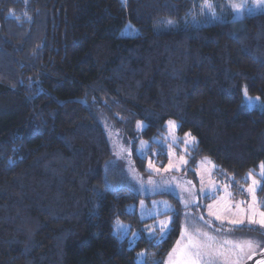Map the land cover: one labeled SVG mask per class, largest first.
Instances as JSON below:
<instances>
[{"label":"trees","instance_id":"trees-1","mask_svg":"<svg viewBox=\"0 0 264 264\" xmlns=\"http://www.w3.org/2000/svg\"><path fill=\"white\" fill-rule=\"evenodd\" d=\"M207 1L222 0H0V264H138L141 252L161 264L182 216L162 242L146 237L128 210L142 197L104 180L114 136L146 176L137 140L166 164L154 140L173 120L197 139L189 179L207 157L232 192L248 184L264 162V12L203 23ZM117 221L140 232L133 248Z\"/></svg>","mask_w":264,"mask_h":264},{"label":"rangeland","instance_id":"rangeland-1","mask_svg":"<svg viewBox=\"0 0 264 264\" xmlns=\"http://www.w3.org/2000/svg\"><path fill=\"white\" fill-rule=\"evenodd\" d=\"M219 2H206L202 9L199 11L198 18H202L201 21L204 22H227V15L229 12L232 13L231 20H242L246 15H253L257 13L264 12V5L258 4V0H222ZM238 5V7H233L232 5ZM170 28V26L162 25L158 28L164 29ZM125 34H136V30H134L130 25L125 28ZM252 99V98H251ZM253 102H256V99H252ZM245 103V98H244ZM259 103V102H256ZM253 108V107H252ZM173 121V120H169ZM175 122V121H174ZM176 123V122H175ZM144 124V123H143ZM177 125V124H176ZM144 130V129H143ZM143 130H138L136 125V131L141 133ZM138 136V134H137ZM191 137H194L191 135ZM113 143L115 146L114 149V160L112 163V168L110 170L113 172L112 177H108L107 171H104V180L106 185L110 189H121L125 188L129 193H134L142 197L140 199L138 205H131L128 210L135 211L137 210L138 216L141 221H147L146 224L142 227L143 232L146 237L152 240V243H160L163 240L161 239V233L159 232L160 221H172L173 215L181 214V230L182 228L187 226L189 230L194 229L195 227H200L202 230L208 231L212 235H216L218 237H227L233 240H244L249 238H254L261 241V245L258 247H253L251 250L245 249L243 253L237 252L235 255H231L229 257L228 264H242L251 254L259 252L262 248H264V235L261 233L264 232V229H260L258 224H248L245 222L243 225L233 226L227 223V220L224 221L223 225H221V221L215 219L214 216L209 215V205H212L211 211L220 212L222 215H226L229 219L238 218L233 216L232 213H224L223 207L225 203L235 204L240 201H244L245 203L241 205L243 208H247L249 204L252 203V195L247 191V189L252 186L251 179H248L247 185H240L236 192L231 191V184L228 179L230 178H222L220 176L215 175V169H217L216 165L209 158L200 159L197 163L196 168L193 170L196 172L198 182L194 183L193 180L188 178L187 172L191 171L189 168V159L192 155V151L197 146V139L195 138V142H189L186 146L184 144V140L186 137H181L177 133V129L174 132L169 131L168 121L165 124V133L162 135V138H155V143L163 144L165 148V152L168 156V161L166 164L162 165L159 162V158H157V152L159 150L158 147H154L153 150H150L148 154L145 156L147 158V166L146 170L149 175L140 176L136 171L135 166L129 160L130 155L128 152L122 151L123 148H128L129 143L125 141V139L118 135L117 137H112ZM175 138L176 144H172V140ZM190 139V138H189ZM144 141L149 145L147 141L144 139L137 140V149L140 147V142ZM136 149V151H137ZM183 156L187 161L186 165H181L180 157ZM149 160L152 161L154 168H149ZM169 160L179 168V170H166L169 164ZM210 162V163H209ZM212 165L215 167L213 168ZM155 169H159L156 171ZM260 169L253 170L252 179L258 181L256 186L255 197L257 203V208L259 210L264 211V194L260 195V189L263 181L259 176ZM249 174V173H248ZM248 177V176H247ZM201 178H203V183H201ZM153 181V184H149L148 181ZM187 181H191L192 184L189 185ZM211 181V182H210ZM158 184L159 188L154 190V186ZM213 185L215 188H213ZM228 185L229 187H225ZM185 189H189V191H185ZM232 194V199L229 201L228 193ZM163 193L169 194L171 197L179 200V205L176 204L174 200L169 198H151L147 200V197H151L154 194ZM203 193H207V197ZM181 197L184 200L188 201L189 206L186 208L184 202L181 200ZM214 197V199H213ZM209 199L210 202L206 203L205 200ZM141 202H143V207H141ZM165 205L170 206L172 211H168ZM167 213V214H165ZM187 214L188 219H185ZM143 217V218H142ZM203 217L204 219H200ZM205 220L210 221V224H206ZM119 225H122L127 230L126 238H121L117 233L121 230L117 222L113 225V235L118 237L120 240L127 241L129 248H133L141 237L139 231H132L129 224L120 222ZM171 228V223L169 224ZM250 228L257 229L259 232H250V230H241L240 228ZM221 228L220 232H217V229ZM229 228H235L234 231L228 232L226 231ZM149 229H155L154 232H150ZM134 234H139L138 238L134 236ZM180 236L178 240L180 239ZM134 243H130L132 241ZM177 242V241H176ZM173 245V247L176 245ZM172 247V249H173ZM171 249V250H172ZM171 250L164 256L161 264H167L168 256ZM143 255H140V254ZM136 255V262L138 264H159V259L157 258V252L154 253H146L141 252Z\"/></svg>","mask_w":264,"mask_h":264},{"label":"snow or ice","instance_id":"snow-or-ice-1","mask_svg":"<svg viewBox=\"0 0 264 264\" xmlns=\"http://www.w3.org/2000/svg\"><path fill=\"white\" fill-rule=\"evenodd\" d=\"M258 4L264 5V0H258ZM233 7H238V5L233 4ZM245 96V103L248 107L256 106V102H259L260 98H256V102L248 97L247 89L244 90ZM169 131L174 132L175 129L178 128V125L174 121H168ZM148 125L143 124L142 122L137 123V129L143 130L147 128ZM186 139L184 140V144L187 146L191 140V142H195V138L191 137L190 133H185ZM190 138V139H189ZM172 144H176L175 138L172 140ZM131 144H129L128 148H123L122 151L128 152L131 155ZM150 151V145L145 143L144 141L140 142V147L137 149V154L140 156L141 159L145 158V156ZM181 165H186L187 161L184 159L183 156L180 158ZM210 163V162H209ZM214 168L215 166L212 165ZM259 176L262 181H264V162H262L259 166ZM149 168H154V165L151 160H149ZM179 170L171 160H169V164L166 170ZM159 171V169H155ZM253 172H249L247 179H251L252 186H250L247 191L252 195V203L247 206V208L241 207L245 202L240 201L235 204L232 203H225L223 207L224 213H232L233 216L238 218L229 219L226 215H222L220 212H213L211 211L212 205H209V215L214 216L216 220L221 221V225H223L224 221L227 220V223L233 226L243 225L245 222L248 224H258L260 229H264V211L259 210L257 208V201L255 197L256 186L258 181L252 179ZM211 182V181H210ZM149 184H153V181L149 180ZM189 185L192 184L191 181H187ZM201 183H203V178H201ZM226 188L229 187L228 185L225 186ZM159 185L156 184L154 186V190L158 189ZM213 188L215 186L213 185ZM260 190H264V186H261ZM185 191H189V189H185ZM191 194V192H190ZM205 197H207V193H203ZM229 201L232 199V194L228 193ZM214 199V197H213ZM181 200L184 202L185 207L189 206L188 201L184 200L181 197ZM141 207H143V202H141ZM168 211H172L170 206L165 205ZM167 214V213H165ZM143 218V217H142ZM187 220V214L185 216ZM200 219H204L200 217ZM172 221H160L159 232L161 233V239L163 240L172 231L169 227V224ZM206 224H210V221L205 220ZM118 227L121 229L117 234L121 238H126L127 230L122 226L119 225V221H117ZM222 229L218 228L217 232H220ZM235 228H229L226 231L232 232ZM250 231H255L257 229H249ZM150 232H154L155 229H149ZM264 235V232L261 233ZM138 238L139 234H134ZM133 240L130 243H134ZM261 241L249 238L244 240H233L227 237H218L216 235L210 234L208 231L202 230L200 227H195L192 230H189L187 226L182 228L180 239L177 240L176 245L173 247L171 252L169 253L167 264H228L229 257L231 255H235L237 252L243 253L245 249L251 250L253 247H258L261 245ZM140 255H143L142 253Z\"/></svg>","mask_w":264,"mask_h":264},{"label":"water","instance_id":"water-1","mask_svg":"<svg viewBox=\"0 0 264 264\" xmlns=\"http://www.w3.org/2000/svg\"><path fill=\"white\" fill-rule=\"evenodd\" d=\"M242 264H264V248L251 254Z\"/></svg>","mask_w":264,"mask_h":264}]
</instances>
